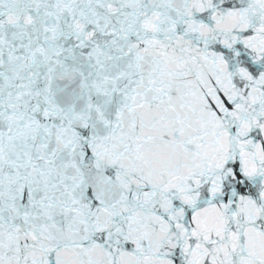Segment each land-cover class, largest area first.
<instances>
[{"label": "water", "instance_id": "95a60500", "mask_svg": "<svg viewBox=\"0 0 264 264\" xmlns=\"http://www.w3.org/2000/svg\"><path fill=\"white\" fill-rule=\"evenodd\" d=\"M0 264H264V0H0Z\"/></svg>", "mask_w": 264, "mask_h": 264}]
</instances>
